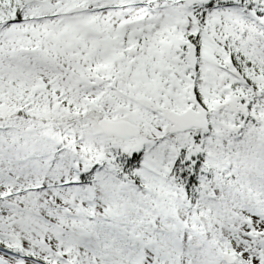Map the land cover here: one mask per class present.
<instances>
[{
    "label": "snow or ice",
    "instance_id": "1",
    "mask_svg": "<svg viewBox=\"0 0 264 264\" xmlns=\"http://www.w3.org/2000/svg\"><path fill=\"white\" fill-rule=\"evenodd\" d=\"M0 264H264V0H0Z\"/></svg>",
    "mask_w": 264,
    "mask_h": 264
}]
</instances>
